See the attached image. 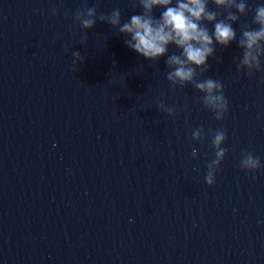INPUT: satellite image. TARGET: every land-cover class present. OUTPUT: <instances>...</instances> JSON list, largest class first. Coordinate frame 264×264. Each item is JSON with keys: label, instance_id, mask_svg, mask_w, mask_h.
Here are the masks:
<instances>
[{"label": "water", "instance_id": "water-1", "mask_svg": "<svg viewBox=\"0 0 264 264\" xmlns=\"http://www.w3.org/2000/svg\"><path fill=\"white\" fill-rule=\"evenodd\" d=\"M93 6L133 14L129 0H0V264H264V167H239L244 151L264 164L262 73L238 75L237 43L217 46L201 77L223 83L217 121L171 87L166 56L149 62L100 21L82 44L72 16ZM199 126L227 132L211 187Z\"/></svg>", "mask_w": 264, "mask_h": 264}, {"label": "clouds", "instance_id": "clouds-1", "mask_svg": "<svg viewBox=\"0 0 264 264\" xmlns=\"http://www.w3.org/2000/svg\"><path fill=\"white\" fill-rule=\"evenodd\" d=\"M133 14L123 19L121 9L110 13H99L97 7H82L73 13V20L85 30L81 43L87 41V30L95 27L97 21L107 23L117 34L124 37V44L144 59L155 64L162 57L165 60L166 80L173 89L191 86L202 95L199 103L210 111L217 121H222L229 111V101L224 95L220 80L212 77L201 78L209 71V58L215 57L217 46L227 48L233 42L241 50L233 57L236 73L251 77L264 73V2L251 7L248 0H129ZM213 5L210 8L209 5ZM160 9L157 17L155 12ZM138 10V11H137ZM59 9L53 7L50 14L55 16ZM252 13L250 23L241 24V17ZM239 24V32L234 25ZM209 25L212 27L209 28ZM177 51L169 54V48ZM72 63L82 64L85 57L79 51H72ZM187 107V106H185ZM159 112L175 117L178 110L162 100L156 104ZM211 136L214 157L206 165L205 183L211 187L227 153L223 147L227 132L203 126L197 127L191 135L193 141H203ZM197 151L192 150L195 159ZM239 167L254 173L264 167L261 158L252 152L241 153ZM256 177L252 176L254 180Z\"/></svg>", "mask_w": 264, "mask_h": 264}]
</instances>
